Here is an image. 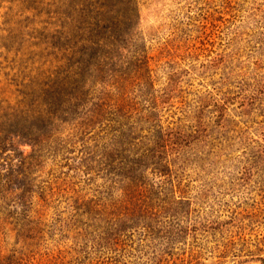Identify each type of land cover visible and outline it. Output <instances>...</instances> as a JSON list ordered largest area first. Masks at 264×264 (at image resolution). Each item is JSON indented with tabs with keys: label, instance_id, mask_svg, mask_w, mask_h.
I'll return each instance as SVG.
<instances>
[{
	"label": "rangeland",
	"instance_id": "1",
	"mask_svg": "<svg viewBox=\"0 0 264 264\" xmlns=\"http://www.w3.org/2000/svg\"><path fill=\"white\" fill-rule=\"evenodd\" d=\"M91 1L0 0V264H264V0Z\"/></svg>",
	"mask_w": 264,
	"mask_h": 264
},
{
	"label": "trees",
	"instance_id": "2",
	"mask_svg": "<svg viewBox=\"0 0 264 264\" xmlns=\"http://www.w3.org/2000/svg\"><path fill=\"white\" fill-rule=\"evenodd\" d=\"M90 3H91V5L89 7V10H91V12H95V17L101 16L104 12L110 13V12L114 11L113 7L107 5L103 2H97L95 0V3H93L92 1ZM101 20L103 21V18L100 17V19H97L95 22H90V25H92L91 30H95V31H97L98 35H101V36H95L96 37L94 40L95 43L102 42L104 39H107V34H106L107 32H110V31L116 32L118 30L119 25L116 24V26H114V23L113 24H109V23H105V22L100 23ZM88 27H90V26H88ZM97 39H99V40H97ZM102 57H106L105 59H108L109 56L106 53ZM107 109L111 110V107L107 106ZM85 112H94V110L93 109H86ZM134 128H135L134 126H129V130L131 131V135L129 136V138L133 137L132 135L134 133V131H133ZM121 141H122V139H118L117 144H119ZM138 144H139L138 142L134 143V142H132V140H129V143L127 142V144H126V142H123L122 147H121V151H125L127 153V156H132V157H137L138 155L145 156L147 154V151L145 148H142L141 151L136 150V151H133L132 153H130L132 151V147L133 146L135 147ZM138 158H139V156H138ZM262 260H264V258H262Z\"/></svg>",
	"mask_w": 264,
	"mask_h": 264
}]
</instances>
